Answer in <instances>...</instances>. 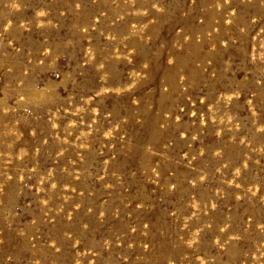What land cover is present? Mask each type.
Wrapping results in <instances>:
<instances>
[{
	"label": "rangeland",
	"instance_id": "1",
	"mask_svg": "<svg viewBox=\"0 0 264 264\" xmlns=\"http://www.w3.org/2000/svg\"><path fill=\"white\" fill-rule=\"evenodd\" d=\"M0 264H264V0H0Z\"/></svg>",
	"mask_w": 264,
	"mask_h": 264
}]
</instances>
